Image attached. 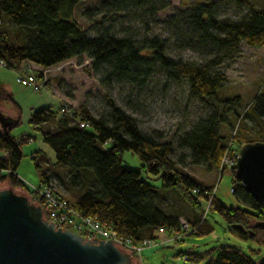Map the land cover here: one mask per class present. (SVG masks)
<instances>
[{
    "label": "trees",
    "instance_id": "1",
    "mask_svg": "<svg viewBox=\"0 0 264 264\" xmlns=\"http://www.w3.org/2000/svg\"><path fill=\"white\" fill-rule=\"evenodd\" d=\"M81 1L0 0V62L7 68L26 73L24 65L28 61L47 68L85 54L106 84L125 81L143 86L160 71L173 80L183 78L189 96L215 107L176 139L177 148L189 150L191 164H208L223 172L221 158L229 144L241 147L247 142L264 141V78L247 103L243 116L237 111L242 105L240 95L216 99V93L227 81L220 67L222 60L238 52L243 41L250 47L264 45V0H237L245 7L237 18L223 17L222 8L214 0L197 1L164 18L171 32L165 36L148 33V24L157 20L160 11L171 6L170 0H101L100 5L85 12L92 20L91 32L93 29L95 33H90L77 18L76 10ZM132 18L144 21L146 31L142 37L129 32L125 26L122 33L115 30L117 22L122 24ZM6 20L15 28H6ZM108 21L110 24H106ZM170 46L189 48L204 59L199 63L175 59L166 54ZM0 99L20 107L1 81ZM211 99L222 105L221 110L210 103ZM65 104L62 102L60 106L62 116L48 107L31 112L30 123L54 148L57 156L54 168L65 166L71 171L72 185L77 186V191L70 188L71 198H66L84 215L97 216L112 224L120 235L137 242L157 239L160 228L172 231L179 227L180 217L166 213L158 201L160 191L171 189L194 214L186 218L192 227L187 234L202 236L214 230L203 210V205L208 204L213 195L208 209L222 216L232 234L264 244V231L255 224L264 220V201L255 200L244 189L236 179L233 166L229 167L231 191L243 207L222 202L213 192L215 184L190 175L172 158L175 148L171 140L163 139L156 130L143 131L138 120L114 100L110 99V112L102 116L94 115L85 105L69 107L70 112H67L63 109ZM0 116V150L3 152L0 182L9 180L14 188L27 190L24 179L16 172L24 155L22 145L33 137L12 133V129L20 125V116H7L1 110ZM244 116H250L258 125L254 137L248 134ZM84 120L89 125L81 127L79 122ZM234 122L238 127L233 133L230 126ZM128 150L138 156L139 166L124 163V152ZM41 178V184L49 183L48 172L42 173ZM239 224L246 231L238 228ZM175 241L183 242L184 238ZM179 255L206 259L210 250L197 254L180 252ZM255 255H258L256 249L248 255L234 245H222L207 264H256Z\"/></svg>",
    "mask_w": 264,
    "mask_h": 264
},
{
    "label": "rangeland",
    "instance_id": "2",
    "mask_svg": "<svg viewBox=\"0 0 264 264\" xmlns=\"http://www.w3.org/2000/svg\"><path fill=\"white\" fill-rule=\"evenodd\" d=\"M100 1L83 0L76 10L78 20L87 29L89 28L90 33H95V31L92 29L91 32L92 20L85 15V12L100 5ZM170 1L171 6L160 11L156 21L149 22L148 33L161 36L170 34L166 22H163L166 16L183 11L197 1L207 2V0ZM214 1L218 2L222 8L221 15L223 17L237 18L245 9L244 4L241 5L237 0ZM106 24H110V21ZM4 26L8 29L15 28L9 20L4 22ZM123 26L127 27L129 32L141 37L146 31L144 21L136 18L126 19L122 24L117 22L115 30L122 33ZM166 54L175 59L180 58L183 61L193 63H199L204 59L200 53L189 48L181 49L170 46L167 48ZM220 67L226 73L227 81L216 93V99L222 100L223 98H230L234 94L240 95L242 105L237 107V111L243 116L247 103L252 100L261 79L264 78V45L262 47H250L243 41L238 52L224 58ZM20 73L24 72L7 68L0 62V81L4 83L8 92L13 94L14 101L20 106L18 108L13 102L0 99V110L6 115L20 116V125L12 129L15 136L23 134L33 137L31 141L22 145L24 155L16 172L30 186H40L42 173L48 172L49 183L64 198H71L70 188L77 191V186L72 185L71 171L62 165L65 168H54L53 164L57 160L54 148L44 141L41 132L30 123V113L44 107L52 108L60 113L62 102H66L68 107L74 108L85 105L94 115L102 116L110 112L109 102L112 99L138 120L143 131L153 133L156 130L161 132L163 139L171 140L175 148L172 158L178 161L190 175L195 176L200 181L215 184V193L222 202L233 207L244 206L231 191L233 183L230 166L225 165V170L222 172L208 166V164H191L189 150L179 149L176 146V139L182 132L189 130L193 123L202 116L211 113L215 108L204 100L189 96L188 85L183 78L173 80L169 75L160 71L143 86L125 81H114L112 84H106L102 82L101 73L91 67V59L85 54L81 57H72L70 60H66L64 64L56 65L50 74V85L43 87L40 91L17 82ZM216 99H211L210 103H215L221 110L222 105L216 102ZM228 119L232 123L231 119ZM244 121L248 127V134L254 137L258 125L250 116H244ZM1 123L2 117L0 116ZM237 127V123L234 122L230 126L231 132L234 133ZM232 148L239 152L241 147L234 143ZM2 154L3 152L0 150V155ZM124 163L131 167H137L140 160L135 153L128 150L124 152ZM12 187L9 180L0 182V190ZM14 189L22 194H29L25 188L23 190L21 188ZM158 194L159 205L166 213L178 215L183 219L194 215L189 206L174 190H162ZM29 200L32 202L30 196ZM206 208L207 204L203 205L205 218L207 217L214 226L212 232L202 236L187 234L183 242H174L167 240L170 233L165 230L164 234L158 233V238L152 246L144 248L140 257L137 258L138 263L135 260L132 264H207L208 260L217 254L219 246L229 244L241 249L248 255H252V250L256 249L258 255L254 257L259 259L262 256L264 252L263 243L259 244L251 239L247 241L238 238L232 234L219 213H214ZM261 236L263 233L260 234ZM208 250H210V255L206 259H185L179 255L180 252L197 254Z\"/></svg>",
    "mask_w": 264,
    "mask_h": 264
},
{
    "label": "water",
    "instance_id": "3",
    "mask_svg": "<svg viewBox=\"0 0 264 264\" xmlns=\"http://www.w3.org/2000/svg\"><path fill=\"white\" fill-rule=\"evenodd\" d=\"M235 176L257 201H264V141L241 146ZM12 188L0 190V264H132L117 242L84 241L44 218L40 203ZM264 231V220L256 221ZM246 231L242 224L237 226ZM250 233L253 231L250 229ZM264 264V252L256 261Z\"/></svg>",
    "mask_w": 264,
    "mask_h": 264
},
{
    "label": "built area",
    "instance_id": "4",
    "mask_svg": "<svg viewBox=\"0 0 264 264\" xmlns=\"http://www.w3.org/2000/svg\"><path fill=\"white\" fill-rule=\"evenodd\" d=\"M64 63L65 61L61 62V64ZM2 64L4 65V63ZM54 67H56V65L44 68L34 62L28 61L24 65L26 73H20L17 82L28 87L31 86L36 91H40L43 87L50 85V74ZM39 72L41 76H38ZM63 107L64 111L70 112V108L67 104L63 105ZM79 123L81 124V127L89 125V122L86 120L80 121ZM237 155L238 152L234 151L232 145L229 144L221 158L222 161L220 167L223 168L225 165L234 167L237 161ZM25 183L27 184V190L32 198V202H38L42 206L45 219L53 222L56 227L70 229L75 234L81 235L84 241L102 239L106 242H117L119 243L118 247L121 250L127 251L132 260H136V263H138L137 258L140 257L144 248L152 246L156 240L143 239V241L137 242L130 237L120 235L118 230L115 229L112 224L110 225L109 223L102 221L97 216L84 215L70 203L69 199L64 198L57 189H54L50 183L44 182L40 186H30L26 181ZM213 192L215 193V188ZM212 196L213 195L208 199L207 210H209V201ZM191 229L192 227L189 225L186 218H180L178 228H174L172 231L160 228L158 233L164 234L167 231L170 233V235L167 236V240L175 241L176 239L184 238ZM182 257L187 259V256Z\"/></svg>",
    "mask_w": 264,
    "mask_h": 264
},
{
    "label": "crops",
    "instance_id": "5",
    "mask_svg": "<svg viewBox=\"0 0 264 264\" xmlns=\"http://www.w3.org/2000/svg\"><path fill=\"white\" fill-rule=\"evenodd\" d=\"M60 113H61V114H59V116H62L63 111H62V112L60 111ZM8 115H10V116H15V115H12V114H7V116H8Z\"/></svg>",
    "mask_w": 264,
    "mask_h": 264
},
{
    "label": "bare ground",
    "instance_id": "6",
    "mask_svg": "<svg viewBox=\"0 0 264 264\" xmlns=\"http://www.w3.org/2000/svg\"><path fill=\"white\" fill-rule=\"evenodd\" d=\"M186 237H188V236H186Z\"/></svg>",
    "mask_w": 264,
    "mask_h": 264
}]
</instances>
